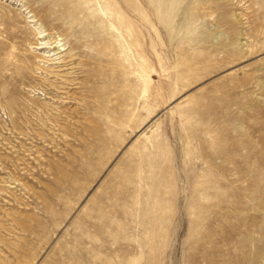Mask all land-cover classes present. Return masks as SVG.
I'll use <instances>...</instances> for the list:
<instances>
[{
  "label": "rangeland",
  "instance_id": "1",
  "mask_svg": "<svg viewBox=\"0 0 264 264\" xmlns=\"http://www.w3.org/2000/svg\"><path fill=\"white\" fill-rule=\"evenodd\" d=\"M0 264H264V0H0Z\"/></svg>",
  "mask_w": 264,
  "mask_h": 264
},
{
  "label": "bare ground",
  "instance_id": "2",
  "mask_svg": "<svg viewBox=\"0 0 264 264\" xmlns=\"http://www.w3.org/2000/svg\"><path fill=\"white\" fill-rule=\"evenodd\" d=\"M39 34H41V35L39 36V38H44V37L47 35V34H45V32H42V31H40Z\"/></svg>",
  "mask_w": 264,
  "mask_h": 264
}]
</instances>
